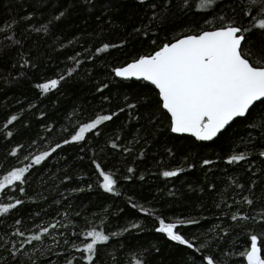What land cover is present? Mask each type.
<instances>
[{"label": "trees", "instance_id": "1", "mask_svg": "<svg viewBox=\"0 0 264 264\" xmlns=\"http://www.w3.org/2000/svg\"><path fill=\"white\" fill-rule=\"evenodd\" d=\"M153 2L159 4V0H145L144 4L139 0H0V27L6 21H19L15 36L23 41L21 51L27 53L35 65L19 74L17 79H5L7 70H11V60L0 61V133L11 130L14 137L11 143L0 139V175L5 168L23 166V155H38L50 150L55 143H62L63 139H70L79 123L88 122L97 114L118 112L112 121L100 126L99 136L88 133L86 143L63 145L26 174L27 197H20L25 203L6 220L0 219V264H31L30 255L37 264H44L45 259L51 264H63L47 252L48 248L61 250L50 237H45L43 243L33 242L35 248L25 245V252L13 260L3 250V244L9 239L18 243V238L11 236L15 219L22 220L20 227L26 235L38 232V226L59 221L67 228L58 225L56 229L49 228V232L61 242V234L71 229L70 221L79 230L86 228L85 218L94 225H100L103 220L107 231L120 235L110 241V246L101 247L99 264H114L113 256L119 264H128L133 254L141 252L147 264H185L187 250L156 233L155 220L141 212V207L165 218L197 220V224L179 229L193 238L197 246L215 239L217 225L227 227L231 223L224 215L229 211L224 201L233 206V211L239 208L242 213L251 214L247 205H236L234 200L249 195V183L257 177L246 170L248 165L244 162L227 165L224 161L233 152L244 151L240 138L247 137L249 132L255 136L257 133L253 129L237 123L222 136L206 143L191 136L170 134L164 124L153 129L146 120L147 112L142 103H138L136 110L125 106V97L132 103L142 102L146 89L140 81L115 77L112 67L153 53L158 45L173 36L208 27L205 16L209 21L213 19V13H201L195 7L187 13L173 9L174 14L158 26L149 20ZM192 3L195 5L198 0H192ZM233 6L232 0H220L215 14L223 12L232 16ZM62 11L65 15L49 25L48 35L31 31L33 26L47 23ZM29 13L31 19L27 18ZM145 31L147 35H144ZM8 43L0 34V45ZM104 43L115 47L96 54L95 49ZM76 53L80 55L76 56ZM73 56L81 61L79 65L69 59ZM15 57L16 52H11V58ZM69 71L70 76L67 75ZM13 75L17 76V73L13 72ZM60 75H65V80L47 94L35 87L38 82L58 79ZM104 84L108 86L98 91ZM121 107L125 108L124 112H119ZM11 115H16L18 120L13 122L14 126L4 129ZM49 126L51 131H47ZM113 140L120 144V151L111 148ZM32 141L36 143L32 144ZM17 142L24 145L20 159L7 155ZM124 148L131 151L123 152ZM94 154L105 170L116 173L119 196L105 193L98 187L97 175L90 164ZM203 159H211L214 163L202 167ZM250 159L254 161L253 170L260 177L255 189L259 196L264 189V183H261L264 165L255 156ZM189 164L196 166L189 168ZM129 167L134 169L132 173H128ZM175 169H182L176 177L161 175L162 171ZM65 176L71 179L65 181ZM126 176L131 179H125ZM233 179L243 184L244 189L236 188ZM132 203L137 207L133 208ZM76 212L81 215L76 216ZM131 223H138L142 228L122 231ZM234 238L235 233H231L221 247L226 248L228 241ZM232 259L234 262L237 257Z\"/></svg>", "mask_w": 264, "mask_h": 264}, {"label": "snow or ice", "instance_id": "2", "mask_svg": "<svg viewBox=\"0 0 264 264\" xmlns=\"http://www.w3.org/2000/svg\"><path fill=\"white\" fill-rule=\"evenodd\" d=\"M219 2L220 0H198V3L193 5L192 0H159V4L151 3L150 7L153 11L149 20L156 22L158 26L165 24L169 15L174 14L173 9L187 13L195 7L201 13H213V19L209 21L205 16V24L209 25L208 27L201 28L198 32L189 30L191 34L173 36L167 42L158 45L153 53L139 55L130 63L112 67V73L122 80L135 78L143 84L146 89L143 101L138 100L132 103L129 102L128 97H125V106L127 109L136 110L138 103H142L147 112L146 120L153 129H158L161 124H164L168 133L177 136L187 134L194 137L196 141H214V138L222 136L237 123H244L257 133L254 136L249 132L247 137H241L244 151L233 152L224 161L227 165L244 162L248 165L246 170L257 177L249 183L247 188L249 195L243 196L242 200H234L236 205H247L251 214L242 213L239 208L233 211V206L224 201L229 209L224 215L231 223L227 227L217 225L215 239L211 243L201 242L197 246L193 238L179 231L187 225L197 224L198 221L195 219L165 218L143 207L140 211L155 220L156 233L163 234L169 241L187 250L185 264H264V189L259 196L256 195L255 189L258 187L257 180L260 177L253 170L254 161L250 159V156H255L261 165H264V0H232L234 4L232 16L223 12L219 15L215 14ZM139 3L144 4L145 0H139ZM64 15L63 11L59 12L47 23H41L39 27L33 26L31 31L48 35L49 25L59 21ZM27 18L31 19V13L27 14ZM18 23L19 21H6L0 27V34L9 41L8 44L0 45V61L11 60V70H7L8 75L5 79H17L19 74H24L35 67L31 57L21 51L24 47L23 41L15 36ZM144 35H147V31ZM152 43L156 44V40ZM109 47H115V45L104 43L95 49V53H103ZM13 51L16 52L14 59L11 58ZM79 55L80 53H76V56ZM69 59H72L76 65L81 63L75 56ZM13 72L17 73V76H14ZM71 74V71L67 73L69 76ZM63 80L65 75H60L58 79L38 82L35 87L41 93L47 94L56 89ZM107 86L104 84L97 90L103 91V88ZM124 111V107L119 109V112ZM117 115L118 112L97 114L88 122L79 123L70 139L65 138L62 143H55L50 150L40 152L38 155L31 153L23 155L21 167L5 168L0 175V219L6 220L14 210L18 211L19 207L25 203V200L20 197H27L26 174L34 166L41 165L63 145L86 143L88 133L99 136L100 126L112 121ZM136 118L139 119V117ZM17 120L16 115H11L6 120L4 129H9L10 125L14 126L13 122ZM51 130L49 126L47 131ZM13 138L11 130L0 133V139L7 140L9 143ZM35 143L36 141H32V144ZM111 148L121 150L116 140L111 142ZM23 149L24 145L17 142L16 147L11 148L7 155L20 159ZM130 151V148L123 149V152ZM24 161L28 162L24 163ZM213 163L211 159H203L201 165L207 167ZM90 164L94 168V174L97 175L98 187L105 193L119 196L116 173L105 170L95 158V154L90 158ZM195 166V164L188 165L189 168ZM127 171L132 173L134 169L129 167ZM180 171L182 169L165 170L161 175L165 178H173L178 176ZM261 176H264V169H261ZM124 178L131 179L130 176ZM70 179V176L64 177L65 181ZM261 183H264V180ZM232 184L241 190L245 187L237 179H233ZM88 187L91 188L92 185L89 183ZM77 190L83 189H73V191ZM14 193L18 195H13ZM5 200L7 202H4ZM131 206L137 207L135 203ZM67 215L68 213H65V216ZM80 215L76 212V216ZM85 220L86 228L79 230H76L78 226L70 221L71 229L61 234L63 237L61 242L49 232V228L56 229L58 225L67 228L61 222L58 221L49 226H38V232L34 231L31 235H26L20 227L22 220L15 219V230L11 236L17 237L18 243L9 239L4 242L3 250L15 260L18 254L25 252V245H32L35 248L33 242L43 243L45 237H50L61 250L53 251L52 248H48L47 252L55 255L58 261L62 260L63 264H99L101 247L110 246V241L118 237L120 233L107 231L103 220L100 225L92 224L87 221V218ZM141 228L140 224L131 223L122 231L129 232ZM231 233H235V238L228 241L226 248H222L225 238L230 237ZM233 257H237L234 262ZM29 260L31 264H37L31 255ZM113 261L114 264H119L115 256ZM44 264H51V262L45 259ZM128 264H147V259L143 252L133 254Z\"/></svg>", "mask_w": 264, "mask_h": 264}, {"label": "water", "instance_id": "3", "mask_svg": "<svg viewBox=\"0 0 264 264\" xmlns=\"http://www.w3.org/2000/svg\"><path fill=\"white\" fill-rule=\"evenodd\" d=\"M119 79H121V78H119ZM122 80V79H121ZM130 80H135V78H132V79H129V80H124V81H130ZM186 136H189V135H187V134H185ZM182 136V135H181ZM216 138H214V140H215ZM201 142H206V143H209V142H212V141H201Z\"/></svg>", "mask_w": 264, "mask_h": 264}]
</instances>
